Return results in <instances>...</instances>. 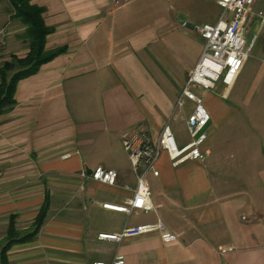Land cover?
Returning <instances> with one entry per match:
<instances>
[{
	"label": "crops",
	"instance_id": "crops-1",
	"mask_svg": "<svg viewBox=\"0 0 264 264\" xmlns=\"http://www.w3.org/2000/svg\"><path fill=\"white\" fill-rule=\"evenodd\" d=\"M169 1L30 0L51 29L45 50L63 51L18 80L15 102L0 113V253L10 221L26 230L48 202L35 238L7 250L9 264L111 263L117 254L125 264H264V121L251 117L244 128L258 132L227 142L233 156L222 142H207L241 110L229 102L233 85L198 90L211 116L204 145L210 154L178 166L162 154L159 175L148 174L155 210L103 207L133 198L137 178L122 145L125 130L156 138L169 122L175 138L187 132L193 102L174 108L203 48L194 25L218 18L180 21ZM26 30L10 1L0 0L4 61L28 55ZM98 166L117 170L116 184L88 176ZM158 220L177 241L157 233L98 239Z\"/></svg>",
	"mask_w": 264,
	"mask_h": 264
},
{
	"label": "built area",
	"instance_id": "built-area-1",
	"mask_svg": "<svg viewBox=\"0 0 264 264\" xmlns=\"http://www.w3.org/2000/svg\"><path fill=\"white\" fill-rule=\"evenodd\" d=\"M131 0H113L121 6ZM257 0H216L221 13L214 23L195 24L194 28L203 40V48L198 62L189 73L177 97L174 114L184 108L186 100L193 102V109L186 120L189 141L178 144L171 125L168 123L160 134L153 138L143 129L125 130L121 135L122 145L128 154L137 183L133 198L128 204L104 203L106 209L131 214L138 211L155 210L152 202L148 174L159 175L157 164L165 152L172 165L178 166L190 159L205 160L210 152L204 150L209 137L211 116L204 104L203 96L198 92L215 89L218 82L231 87L239 75L247 57L251 54L253 42L248 38L249 24L253 16V5ZM261 16L262 13H259ZM4 60L0 55V67ZM86 176V173H82ZM93 179L116 184L118 171L98 166L88 175ZM157 233L166 242L178 240L177 234L170 231L161 220L126 226L118 232H100L98 239L121 242L127 237ZM233 249V248H229ZM125 264V257L117 254L111 263Z\"/></svg>",
	"mask_w": 264,
	"mask_h": 264
},
{
	"label": "rangeland",
	"instance_id": "rangeland-1",
	"mask_svg": "<svg viewBox=\"0 0 264 264\" xmlns=\"http://www.w3.org/2000/svg\"><path fill=\"white\" fill-rule=\"evenodd\" d=\"M178 13L180 21L212 22L221 13V8L211 0L210 4L203 0H170ZM253 16L249 24V34L253 42L251 54L247 57L243 68L235 79L229 93V102L241 108L240 112L234 115L232 125H224L215 130L208 139V143L220 141L224 144L223 153L225 155H235V148L226 145L233 140H241L247 135L256 134L257 130L246 129L244 126L251 117L260 118L264 121V0H257L252 8ZM259 13H262L260 16ZM204 16L207 20L204 19ZM221 83V82H218ZM253 112H249L252 111ZM258 109V110H256ZM176 138H189L188 132L181 130L176 132ZM214 143V142H213Z\"/></svg>",
	"mask_w": 264,
	"mask_h": 264
},
{
	"label": "trees",
	"instance_id": "trees-1",
	"mask_svg": "<svg viewBox=\"0 0 264 264\" xmlns=\"http://www.w3.org/2000/svg\"><path fill=\"white\" fill-rule=\"evenodd\" d=\"M9 1L14 10V16L27 27L26 37L29 41L30 52L23 58L12 56L0 67V113L15 102L14 91L18 80L34 74L42 63L63 51V48L52 51L45 50L46 36L51 29L44 23L42 7L31 4L30 0ZM47 209L48 202L46 201L34 223L26 230L18 231L13 219L10 221L7 237L0 253L1 264H9L6 252L11 245L35 238L44 222Z\"/></svg>",
	"mask_w": 264,
	"mask_h": 264
}]
</instances>
